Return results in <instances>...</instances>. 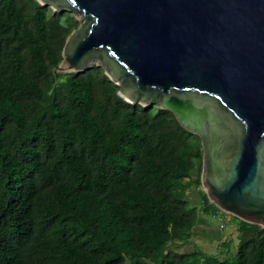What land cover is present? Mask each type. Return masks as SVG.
Returning <instances> with one entry per match:
<instances>
[{"label":"trees","instance_id":"trees-1","mask_svg":"<svg viewBox=\"0 0 264 264\" xmlns=\"http://www.w3.org/2000/svg\"><path fill=\"white\" fill-rule=\"evenodd\" d=\"M73 12L0 0V264H264V229L238 221L236 251L194 244L199 136L124 100L100 67L55 72ZM190 248L191 250H187Z\"/></svg>","mask_w":264,"mask_h":264},{"label":"water","instance_id":"water-1","mask_svg":"<svg viewBox=\"0 0 264 264\" xmlns=\"http://www.w3.org/2000/svg\"><path fill=\"white\" fill-rule=\"evenodd\" d=\"M84 20L55 72L94 66L200 137L212 204L264 229V0H37Z\"/></svg>","mask_w":264,"mask_h":264},{"label":"rangeland","instance_id":"rangeland-1","mask_svg":"<svg viewBox=\"0 0 264 264\" xmlns=\"http://www.w3.org/2000/svg\"><path fill=\"white\" fill-rule=\"evenodd\" d=\"M74 16L76 20L79 22V27H80V23L83 22L84 20H81L80 17L75 13ZM62 73H69V72H62ZM201 188L205 192L203 186ZM190 196L193 204L199 207V211L201 213L200 218H203V220H205L204 227H206L207 229L206 235L202 237L200 236L201 235L200 233L194 232V244L196 245V247L200 251L208 255L219 256L222 259L233 255V253H235L236 251L237 244L235 243L236 239H231V233H232V229H234V225H236L240 219L236 218L233 215L228 214L230 220L225 222L226 224L223 229H220V224L222 222L220 221L219 218H213L207 214L202 213L201 211L202 204L200 201V196L195 189L191 192ZM229 247L231 249L230 251L231 255L229 253L228 254L226 253V248Z\"/></svg>","mask_w":264,"mask_h":264},{"label":"crops","instance_id":"crops-1","mask_svg":"<svg viewBox=\"0 0 264 264\" xmlns=\"http://www.w3.org/2000/svg\"><path fill=\"white\" fill-rule=\"evenodd\" d=\"M201 215V214H200ZM200 215H199V220H198V223H197V226H196V228L194 229V232H196V233H200L201 235V237L202 236H204V235H206V231H207V229H206V227H204V222H205V220H203V218H200ZM236 231H235V229H232V233H231V239H236ZM223 242H225V241H223ZM222 242V243H223ZM235 243L237 244V239L235 240ZM187 250L189 251V250H191L190 248H187Z\"/></svg>","mask_w":264,"mask_h":264},{"label":"built area","instance_id":"built-area-1","mask_svg":"<svg viewBox=\"0 0 264 264\" xmlns=\"http://www.w3.org/2000/svg\"><path fill=\"white\" fill-rule=\"evenodd\" d=\"M229 213H226L218 208V211H216L211 217L213 218H219L222 222L220 224V229H223L225 227V222L230 220V217L228 215Z\"/></svg>","mask_w":264,"mask_h":264}]
</instances>
